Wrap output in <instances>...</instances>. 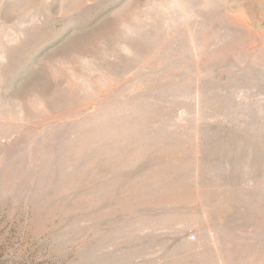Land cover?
Returning a JSON list of instances; mask_svg holds the SVG:
<instances>
[{
    "label": "rangeland",
    "instance_id": "1",
    "mask_svg": "<svg viewBox=\"0 0 264 264\" xmlns=\"http://www.w3.org/2000/svg\"><path fill=\"white\" fill-rule=\"evenodd\" d=\"M0 264H264V0H0Z\"/></svg>",
    "mask_w": 264,
    "mask_h": 264
}]
</instances>
